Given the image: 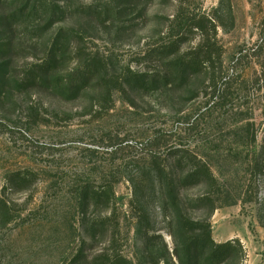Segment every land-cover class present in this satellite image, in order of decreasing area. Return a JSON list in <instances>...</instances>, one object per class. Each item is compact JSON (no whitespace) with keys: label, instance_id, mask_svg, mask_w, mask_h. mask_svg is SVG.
Here are the masks:
<instances>
[{"label":"rangeland","instance_id":"1","mask_svg":"<svg viewBox=\"0 0 264 264\" xmlns=\"http://www.w3.org/2000/svg\"><path fill=\"white\" fill-rule=\"evenodd\" d=\"M175 1L0 0V264H71L76 255L87 264L104 248L133 264H178L180 214L210 222L216 242L241 240L244 264H264V0L192 8L217 25L216 92L205 74L181 79L154 56L178 36ZM59 34L80 51L57 55L60 76L100 55L113 72L154 80L127 83L106 113L94 80L78 91L25 84L29 65L48 59ZM173 148L207 163L217 187L188 179ZM154 158L174 198L154 175ZM110 183L111 211L90 199ZM205 196L212 202L199 203ZM106 216L118 229L101 226Z\"/></svg>","mask_w":264,"mask_h":264},{"label":"trees","instance_id":"2","mask_svg":"<svg viewBox=\"0 0 264 264\" xmlns=\"http://www.w3.org/2000/svg\"><path fill=\"white\" fill-rule=\"evenodd\" d=\"M198 0H176L178 15L179 33L176 38L164 42L154 52L155 57L168 60L169 67L178 72L181 79L187 76L205 74L208 78L209 87L215 92L218 91L219 73L222 64L223 47L218 41L217 25L207 15L192 14V8ZM76 34V33H74ZM199 36L196 44H189L191 36ZM63 34L54 38L53 51L49 53L48 59L42 62L29 65L25 71V84H42L52 89H63L69 87L78 91L82 83L94 80L101 95L99 99V111L108 112L113 104V97L117 91H126L129 82L134 84L146 83L152 76L134 74L130 69L122 73L113 72L109 63L100 55H88L81 57V64L77 66V72L70 73L69 77L58 75L60 59L57 55L64 57L67 47L70 53L78 55L79 49L75 51L70 48ZM67 39H70L67 37ZM188 45L183 48L182 45ZM63 47V50L55 51L56 47ZM263 45L259 44L254 52L262 51ZM72 50V51H71ZM61 52V53H59ZM59 53V54H57ZM243 55V53L241 54ZM79 56V55H78ZM73 72V71H72ZM264 75V65L262 69ZM148 78V79H147ZM81 83V84H80ZM153 83V82H152ZM264 150V145L262 146ZM172 153L180 155L179 163H187L190 167L188 179L200 182H207L210 187L216 188L218 181L207 163L188 149L173 148ZM153 173L167 184L169 197L174 198L172 193V182L168 178L166 168L154 158ZM90 199L95 205H101L106 210H112L116 204L114 186L105 184L90 193ZM210 196L202 197L199 203L209 204ZM217 207L213 206V210ZM114 210V209H113ZM178 227L181 240L182 254L177 252L178 264H244L247 254L244 245L239 239H231L226 242H216L212 236V225L208 221H198L187 218L183 214L178 216ZM103 223V224H102ZM101 226L113 224L118 229L116 218L106 216L100 220ZM80 256L76 255L71 264H78ZM87 264H133L116 249L104 248L87 261Z\"/></svg>","mask_w":264,"mask_h":264},{"label":"crops","instance_id":"3","mask_svg":"<svg viewBox=\"0 0 264 264\" xmlns=\"http://www.w3.org/2000/svg\"><path fill=\"white\" fill-rule=\"evenodd\" d=\"M226 241H228V240H220L219 242H226Z\"/></svg>","mask_w":264,"mask_h":264}]
</instances>
